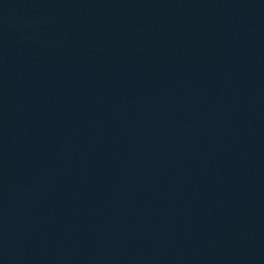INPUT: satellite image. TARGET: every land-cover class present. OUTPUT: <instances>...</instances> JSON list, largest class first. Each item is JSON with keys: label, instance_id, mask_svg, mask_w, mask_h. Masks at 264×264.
<instances>
[{"label": "water", "instance_id": "1", "mask_svg": "<svg viewBox=\"0 0 264 264\" xmlns=\"http://www.w3.org/2000/svg\"><path fill=\"white\" fill-rule=\"evenodd\" d=\"M0 264H264V0H0Z\"/></svg>", "mask_w": 264, "mask_h": 264}]
</instances>
